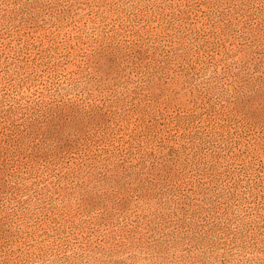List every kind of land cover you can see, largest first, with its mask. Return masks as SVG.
<instances>
[{"label":"rangeland","instance_id":"1","mask_svg":"<svg viewBox=\"0 0 264 264\" xmlns=\"http://www.w3.org/2000/svg\"><path fill=\"white\" fill-rule=\"evenodd\" d=\"M0 264H264V0H0Z\"/></svg>","mask_w":264,"mask_h":264}]
</instances>
